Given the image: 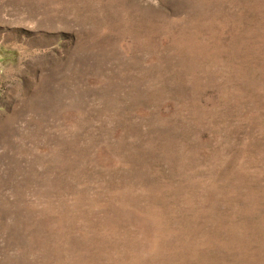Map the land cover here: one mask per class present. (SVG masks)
Instances as JSON below:
<instances>
[{
  "label": "rangeland",
  "instance_id": "1",
  "mask_svg": "<svg viewBox=\"0 0 264 264\" xmlns=\"http://www.w3.org/2000/svg\"><path fill=\"white\" fill-rule=\"evenodd\" d=\"M0 264H264V0H0Z\"/></svg>",
  "mask_w": 264,
  "mask_h": 264
}]
</instances>
